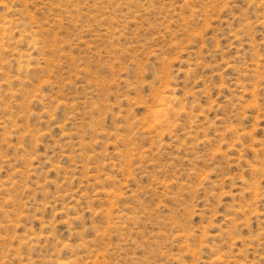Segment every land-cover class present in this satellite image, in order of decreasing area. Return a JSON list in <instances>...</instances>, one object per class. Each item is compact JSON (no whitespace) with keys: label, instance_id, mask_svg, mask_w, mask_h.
<instances>
[{"label":"rangeland","instance_id":"1","mask_svg":"<svg viewBox=\"0 0 264 264\" xmlns=\"http://www.w3.org/2000/svg\"><path fill=\"white\" fill-rule=\"evenodd\" d=\"M0 264H264V0H0Z\"/></svg>","mask_w":264,"mask_h":264}]
</instances>
